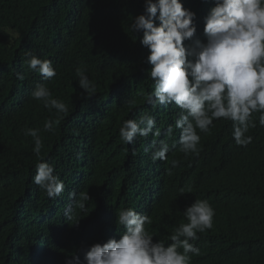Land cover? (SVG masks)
<instances>
[{
	"label": "trees",
	"instance_id": "1",
	"mask_svg": "<svg viewBox=\"0 0 264 264\" xmlns=\"http://www.w3.org/2000/svg\"><path fill=\"white\" fill-rule=\"evenodd\" d=\"M0 264H264V0H0Z\"/></svg>",
	"mask_w": 264,
	"mask_h": 264
}]
</instances>
